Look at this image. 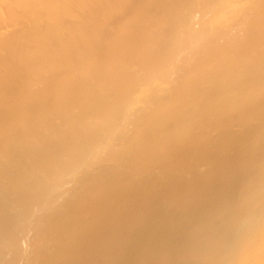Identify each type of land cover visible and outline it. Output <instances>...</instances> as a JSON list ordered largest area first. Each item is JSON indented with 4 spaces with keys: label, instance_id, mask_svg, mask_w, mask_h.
Instances as JSON below:
<instances>
[{
    "label": "bare ground",
    "instance_id": "1",
    "mask_svg": "<svg viewBox=\"0 0 264 264\" xmlns=\"http://www.w3.org/2000/svg\"><path fill=\"white\" fill-rule=\"evenodd\" d=\"M34 1L23 0V3L26 6L34 5L32 4ZM219 1L41 0V5L38 1V3L36 2L40 5L35 9L36 15L34 12V15L31 14L34 18L38 15L41 18L37 17L30 27L25 30L27 33V36H25L26 42H23L25 40L23 39L24 36H21L22 40L19 35L16 36L15 40L8 41L13 38L12 35L6 42L4 41L5 44L8 43L7 47L8 45L12 47L7 48L4 43L3 48L0 46L1 62H3L2 57L5 56L8 59L3 58L4 61H15L18 67V62L21 63L25 60L27 63L28 66L24 63L26 69L22 65L23 68L19 67L18 69V71L22 70V73L26 71L23 75L18 73L16 67H11L12 65L15 66L14 63L11 62V65L9 62V67L5 64L6 62L3 64L2 68L6 66L8 69L11 67L14 71L16 70L18 76L20 75V77L16 75L17 78L11 76L15 73L14 71L11 72L12 74L10 73L11 68L9 72L7 71V74L2 73L6 70H0L2 74L7 75V78L11 76L14 79L12 81L10 78L12 82L7 80L10 84L15 82L19 85L20 83L17 80L20 81V78L23 77L21 78V86L23 85L26 88L24 93L28 92L27 88L30 86H27L26 80L29 78H32L31 81H34L35 78L39 79V81L35 79L38 82L43 80L44 77L41 78L42 72L47 69L49 64V67L52 64L53 67L58 65L59 69L62 68L64 71L66 69L69 76L71 74V77L68 76L69 79L71 78L70 80L68 78L64 80L63 78L67 76L61 75V78L55 76L51 80L45 81V88H41L38 94L35 92L36 97L31 92L34 99L28 101L39 98L36 101L42 104H45L46 98L48 101V93H50L48 90H51V96L52 92L55 91L61 96L60 99L62 98L59 103L57 102L59 96L56 97L58 98L57 101L55 97L49 96L51 100L55 98L57 106L53 104L55 107L52 106L53 108H49L51 110L43 112L42 115L40 109L43 108V105L41 104V107L40 104L38 107L34 106L39 109L41 118L38 121L34 119L36 123L32 121L33 124L27 120L30 123L28 124L25 119H22V121L20 116L17 117L26 108L23 109L22 106L23 110H21L16 107L17 105L14 106L15 108H9L10 99L9 104L6 103L9 96L6 98L7 100L5 97L10 90L8 93L6 92L7 86L4 83L1 87L2 89L5 87L6 90L5 88V91L0 89V92H3L0 95L4 96V99L0 96V104H2L3 109H0V117L2 118V121H0L1 224L4 220L5 222L8 220V225H12V228H14L13 225L17 224L18 220L11 224L8 218L12 215L9 214L10 216H8L7 213H13L12 209L18 207V205L24 204L22 211L26 215L30 211L32 201L29 198L31 197L22 202V198L18 194V198H21L19 201L22 202L19 204V201L12 200V198H16L21 186L23 185V188L26 186L25 182L28 180L32 184L29 183L30 188L37 185L36 189L40 191L45 185L41 180H52L51 178L55 174L59 175V179L63 177L62 179L65 180V178H70V173L73 174L74 170L77 171V166L80 165L79 167L82 168L83 165L86 168V170L83 168L85 171L83 176L78 177L76 181L79 188V191H77L80 193L78 196L81 197L76 195L78 198L75 197V199L77 198V200H74L67 207L69 209L67 215L63 214L64 217L62 215L63 218H59L61 220L49 228V234L58 238L59 249L51 257H45L40 251L38 257H41V259L36 257L37 260H40V264H264V0H261L258 7L255 5L257 8L253 12L254 15L251 18L248 15V19L245 20V24L249 29L248 38L250 39L248 41L244 40L242 42L240 40L237 43L230 41L227 44L225 43L224 46L223 43L222 46L220 45L221 49L217 46L219 48V51H215L217 55L211 52L216 55L212 57L213 59L210 58L212 55L210 57L207 55L208 57H206L210 60L205 63V58H203L205 63L203 66L205 75L203 72L204 77L201 75L203 78L198 73L197 77H201V79L198 78L199 80L195 82H191L189 79L185 81V75L190 71V66L186 65L189 68L187 73H184V75L182 72L181 76L176 75L178 76L177 81L173 79V73L176 72V68L180 67H177V65H182L178 63L179 56L175 53L181 51V49H186L191 57L193 54L196 58V55L204 50L203 47L206 48L207 44L211 42L210 40L220 33V28L225 30V28L230 27L232 28L230 31L233 30L230 24L232 21V18H230L231 13L229 14L218 7L217 3ZM235 1L225 0V5L228 10L233 11V14L237 16H245L250 9L253 11V8H255V6L252 7L253 3L250 4L252 1ZM15 3L21 5L18 1ZM210 4H214L212 6L213 14L209 20L205 21V25L203 24V28L207 27V31L201 29V32L205 30L206 33H203V35L201 33L199 36L193 35L192 37L190 35V33L192 34L190 32L191 27L188 26L191 24L187 26L189 22L181 19L183 15L180 16L179 13V15L176 14L178 16L174 17L171 13L179 5H184V7H187L185 9H188L187 15H190L193 11L195 12L194 9L208 8ZM25 8L27 9L29 6ZM131 10L139 12L138 16L140 18L137 29L134 31V36H137V39L135 38L136 40L132 42V46H129V49L132 48V50L123 54L124 44L117 45L116 43L117 47H110V43L105 41L101 45V48H103L101 49V54H103L102 60L100 59L101 62L97 63L98 59L96 61L92 58L91 63L87 55L89 53L92 55V51L95 52L100 48L98 46L102 40V32L109 25L110 20L113 19L112 21H114L120 14L123 15L124 12H130ZM250 13L252 12L250 11ZM121 15L120 17H123ZM193 16L194 13L191 17ZM151 20H161L162 24L168 27L169 31H167L169 33L166 37L161 35L162 38L165 37L167 45H161L160 50L156 48L158 51L148 57L146 51L151 50L149 49L151 42L146 35L155 34L157 30L153 28L155 32L152 30L150 34L151 27H153H149V21ZM181 20L184 22H180ZM43 21L45 22L44 25ZM185 22L188 23L185 25ZM151 23L153 24V22ZM187 27L190 29V36H187ZM128 30L130 31V29ZM244 32L248 31L244 30ZM156 35L159 34L156 33ZM176 39H179V41ZM28 40L31 41L30 44ZM154 40L157 41V38L154 37ZM54 42H56L55 45H52ZM23 43H26V45ZM63 44H66V49L62 46ZM4 48H6L5 51L8 50L4 53L6 55L2 53ZM247 48L251 52L247 51ZM184 58L187 59L185 56ZM199 58L200 61L202 57ZM185 59L182 56V60ZM93 60L96 64H93ZM188 60L192 62V59L189 58ZM203 62L201 60L199 64ZM49 67L48 69L52 68ZM136 67L138 73H135ZM195 70L193 71L195 72ZM181 71L185 72V69ZM33 73L34 75H32ZM2 74L0 79L1 76L7 79ZM26 76L31 77L24 80ZM62 76L64 77L62 78ZM141 76L143 77L141 78ZM15 79H17V82ZM221 79H226L229 86L219 87L218 83ZM0 81L2 82L3 79ZM42 83L44 84L41 81L39 85ZM11 85H13L11 89L17 87L14 84ZM108 86H113L114 90L109 87L108 92H106ZM204 86L208 89H204ZM213 90L220 92V96H215V99L212 96V100H206L208 102L207 105H204L205 110L200 107L202 109L200 111L197 108L199 112L196 111L197 113L194 112L191 116L189 113L190 106L198 105V99L200 98L205 100L206 96H202V93H209L208 91ZM197 91L199 94L196 93ZM24 101L26 99L22 103H25ZM11 107H13L12 104ZM42 110L46 109L43 108ZM203 112L207 116H204L205 113ZM11 113L12 115H10ZM70 114L73 117H70ZM122 114H124L125 121L122 120L124 119ZM131 114L137 116L135 119L137 123H134L137 124L136 127L138 126V132H135L137 137L134 139L135 141L133 137L136 134L132 136V139L130 138V141H134V144L132 142L130 144L129 139L126 137L128 139L126 146L128 144L133 145L131 149H128L129 154L126 152V155L122 153L119 155V153L110 150V145L113 140L117 141L115 145L112 143L114 146L122 144V140L121 142L118 141L119 137L124 136L123 131L126 128L129 131L128 124L122 122L130 120L126 116L129 117ZM11 116L12 119L10 120L9 117ZM37 116L39 117L38 114ZM95 117L97 118L95 119ZM100 118L102 120L104 118V122H100L99 129L97 127L98 130L91 129L93 119L96 123ZM211 118L216 120L214 122L216 127L214 128L223 131L221 141L219 140L220 143L217 146L204 143L203 132L200 135L201 133L195 134L193 131V128L196 129L194 125L198 121L206 123V120L208 122ZM226 118L229 119L225 120ZM235 119L243 125L249 126L253 123L254 126L248 128L242 136L234 135L233 137L228 133V129H230V123ZM120 124L121 126L122 124L126 125V128L123 125V129ZM208 126L206 132L210 127ZM137 128H135V131H137ZM92 130H95L94 133H91ZM85 131H91L92 135L89 134L86 137L84 135ZM127 132L125 133L127 134ZM208 134H205V136H208ZM123 139L124 142L127 140ZM100 148L118 154L117 156L113 155V157H116L115 159L118 158L117 161H119V156L129 157L131 171L116 173V171L112 172V169H106L101 173L98 172L99 175H93L94 161L96 163L99 160L92 161L89 158H102L103 156H98L101 151ZM113 149L115 150V147ZM98 150L99 152H97ZM107 150H105L106 152L102 150L100 155H103V152L107 155ZM176 152L180 153V156L172 158ZM97 153L98 155H96ZM111 156L112 154L109 157ZM113 157L110 158L112 164H114ZM122 158L123 156L120 159ZM162 160H165V162ZM195 160H210L213 167L210 165L212 169L206 175L194 177L192 179L195 180L194 182L189 179L190 177L187 174L188 180L193 183L182 181L184 180V172L192 167ZM122 161L124 162V160ZM161 161L163 162L162 174L161 176L152 177L153 180L151 181L166 178V180H171V185L163 187V184L161 185L158 181L160 190L154 191L150 187L154 184L148 185L151 188L148 190L146 188L148 179H143L144 176L140 179L137 175L141 171L149 172V168L152 169L151 166H155ZM157 169L160 171L159 168ZM175 170H178L179 173H175ZM67 175L68 177H66ZM141 175L143 174L141 173ZM144 178L148 177L145 176ZM149 178L151 179L150 174ZM54 180L57 181V179ZM128 180H144L147 182L140 181L143 182L142 186L144 185V188H140V182L131 185ZM158 182L156 183L158 184ZM54 187H58V185ZM30 188L28 190H36ZM145 188L147 191L144 190ZM156 188L158 187L156 186ZM32 199L34 200V198ZM36 202L33 201V203ZM49 208L52 207L49 205ZM13 211L17 212L18 210ZM16 219L18 218L16 217ZM9 226L3 227L1 225V228L3 227L1 233L5 232V234H2L5 235V237L2 236L4 239H8L6 233L12 234ZM72 234L79 237V241L75 246H72V243L76 238L73 239V242H70V239L68 240L71 244L67 241V237L72 236ZM2 237L0 236L1 239ZM10 238L12 240L11 235ZM46 238L48 239L49 236ZM5 242L7 243V241ZM41 244V246H44L43 243ZM48 244L50 246V243ZM20 252H22L21 249ZM31 257L33 258L32 255ZM37 260L35 261L38 262Z\"/></svg>",
    "mask_w": 264,
    "mask_h": 264
},
{
    "label": "rangeland",
    "instance_id": "2",
    "mask_svg": "<svg viewBox=\"0 0 264 264\" xmlns=\"http://www.w3.org/2000/svg\"><path fill=\"white\" fill-rule=\"evenodd\" d=\"M16 1H18L21 5H22V3H23V0H0V46L3 48V46H4V41L6 42V40H8L9 38H10V36L12 37V35H13V38H11V39H9L8 41H11V40H15V38H17L18 37V35H19V37H21V36H24L23 37V39H25V40H23L22 39V37H21V39L23 40V42L25 41L26 42V37L25 36H27V33L25 32V30L26 29H28L29 27H30V25H31V23L38 17H40L41 18V16L40 15H38L37 17L35 16V18L33 17V15L35 14L36 15V13H35V9L37 8V6H40L41 4H40V1L39 0H37L38 2H39V4H36V2L34 1V3H32V4H34V5H28L29 6V8H25L24 9V7H28V6H26V5H24V3H23V7L21 6V5H19L18 3H15ZM135 2H136V0H134ZM232 1H235V0H232ZM246 1V0H245ZM248 1H252L250 4H252L253 3V6L252 7H254L255 5L258 7L259 6V4L261 3V0L259 1V0H248ZM259 1V2H258ZM37 2V3H38ZM236 2V1H235ZM258 3V5H257V3ZM17 4V5H16ZM36 4V5H35ZM214 4H210L209 5V7L207 8H204V9H202V8H200L199 10L198 9H194L195 10V12L193 11V13H194V16L193 17H191V15H193V13H191L190 15H187V12H188V9L186 10L185 8H187L186 6L184 7V5H179V7L178 8H176V9H174V11H172L171 13L173 14V16L175 17V16H178L179 15V13H180V16L181 15H183L182 17H181V19H183V20H188V22H189V24H187L188 22H185V25L187 24V26L188 25H190V26H188L189 28L191 27V31H190V29L187 31L186 30V32L188 33L187 34V36L189 35V33L190 32H192V34L190 33V35L193 37V35L194 36H199L201 33H202V35H203V33H206V31H207V27L206 28H203L204 27V25H205V21L206 20H209L210 18H211V16H212V14H213V6ZM217 5H218V7H220V8H222V9H224L226 12H228L231 16H230V18H232L231 20V23H230V21H229V23L231 24V27H233V30L232 31H230L232 28H230V27H228V29L227 28H225V30H222L221 28H220V33H218V35L216 36V37H214V38H212L210 41V43L209 44H207L208 46L205 48V47H203V51H202V49H200L201 51H202V53L198 50V53L200 52V54H198V55H196V58L194 57V55L192 54V57H194V58H192L191 57V54L185 49H181V51H178L177 53H175V54H178V56H179V61H178V63L179 64H182V65H177V67L178 66H180L179 68H176L177 70H176V72H174L173 73V79H175L176 81L178 80V76H176V75H182L181 73L183 72V74L185 73H187V71L189 70V68H190V71L188 72V74H184L186 77L184 78L185 79V81H188V79H189V81H191V82H195V81H197V80H199V79H201V77L203 76V74H204V70H203V66H204V64L205 63H207L210 59L209 58H207L208 56L210 57L211 55V57L210 58H212L213 56H216L217 55V51L216 50H218L219 48H217V46H219L220 47V45L222 46V44H223V46L225 45V43L227 44V43H229L230 41H233V43L235 42V43H237V42H239L240 40H242V42L245 40V41H248L250 38H248L249 37V29L247 28V26H246V24H245V20L246 19H248V17L249 18H251L253 15H254V10L257 8L256 6H255V8H253V11H252V9H250L246 14H245V16L243 15H241V16H237V15H235V14H233V11H231V10H228V7L225 5V0H220L218 3H217ZM10 8V9H9ZM180 8V9H179ZM183 8V9H182ZM182 9V10H181ZM186 11H185V10ZM30 10V11H29ZM32 10H34V11H32ZM177 10H180V11H177ZM196 10H198V11H196ZM14 11V12H13ZM132 11V10H131ZM131 11L130 12H124L123 13V15H121V16H123V17H120V15L119 16H117L115 19H114V21H112V20H110L111 22L109 23V25L107 26V27H105L106 29H104L103 31L105 32H102V40L100 41V43H99V46H98V50L97 51H92L91 53H93L92 55L94 56H92V55H90V53H89V55H87L88 57H89V59H90V61H91V59L92 58H94L96 61H97V59H98V62L97 63H99V61L101 62V60H102V58H103V54H101V52H102V50L101 49H103V48H101V45L105 42V41H108L109 43H110V47H117V45L118 44H124L125 46H124V49H123V54H126V53H129L131 50H132V48L131 49H129L131 46H132V42L133 41H135L136 39H137V36H134V31H136V29H137V24H138V22L140 21V18H139V16H138V14H139V12H137L136 10L135 11H132V13H131ZM185 14H183L182 12ZM250 11L253 13H250ZM33 12H34V14H33ZM133 12H134V14H133ZM136 12H137V14H136ZM11 13V14H10ZM19 13V14H18ZM128 13V14H127ZM171 13H170V15H171ZM175 13V14H174ZM21 14V15H20ZM25 14H27V15H25ZM31 14H33V15H31ZM129 14H130V16H129ZM176 14H178V15H176ZM188 16V18H187V16ZM249 15V16H248ZM4 16V17H3ZM135 16V17H134ZM138 16V17H137ZM172 16V15H171ZM172 16V17H173ZM186 16V17H185ZM238 18H237V17ZM128 17H130V18H128ZM185 17V18H184ZM236 17V18H235ZM234 19V20H233ZM237 19V20H236ZM137 20V21H136ZM183 20H181L180 22H182ZM240 20V21H239ZM96 21V20H95ZM132 21H133V23H132ZM156 21V20H155ZM154 20H151V21H149L148 23H149V27H151V26H153V27H151L150 29H151V31H150V34L152 33V30L154 31V29L156 28L157 30H161L160 32H161V34L159 33V31H157L156 30V32H155V34H153V35H155V36H153L152 34L151 35H146V37H148V40L151 42L150 43V48L149 49H151L149 52H147L146 51V55L149 57L150 55H153V53L155 54L156 53V51H158V50H156V48L157 49H159L160 50V46L162 45V46H165V45H167V41L164 39L165 37H166V35L169 33L168 31V27L166 26H164L165 24H162V21L160 20V21H156L155 22ZM204 21V22H203ZM118 22V23H117ZM137 22V23H136ZM151 22H153V24L151 23ZM158 22H160L161 24H159ZM184 22V21H183ZM182 22V23H183ZM203 22V23H202ZM43 23V25H44V21L42 22ZM136 23V24H135ZM157 23V24H156ZM235 23V24H234ZM123 24V25H122ZM193 24H194V26H193ZM204 24V25H203ZM242 24V25H241ZM183 25V24H182ZM235 25V26H234ZM45 26H46V24H45ZM122 26V27H121ZM157 26V27H156ZM159 26V27H158ZM193 26V27H192ZM238 26V27H237ZM111 27V28H110ZM161 27H163V28H161ZM235 27V28H234ZM243 27V28H242ZM132 28V29H131ZM154 28V29H153ZM230 28V29H229ZM128 29H130V31L128 30ZM162 29H163V31H162ZM201 29H206V31L205 30H202L203 32H201ZM168 30V31H167ZM197 32H196V31ZM244 30L245 31H248V32H244ZM108 31V32H107ZM125 31V32H124ZM166 31V32H165ZM190 31V32H189ZM205 31V32H204ZM227 31V32H226ZM24 32V33H23ZM123 32V33H122ZM195 32V33H194ZM244 32V33H243ZM22 33H23V35H22ZM26 33V35H24ZM113 34V36H112V34ZM118 33V34H117ZM156 33L157 34H159V35H156ZM165 34V35H163V34ZM125 34V35H124ZM104 35V36H103ZM129 35V36H128ZM161 35L162 36H165V37H161ZM186 35V34H185ZM189 35V36H190ZM239 35V36H238ZM247 35V36H246ZM4 36V37H3ZM17 36V37H16ZM125 36V37H124ZM161 37V39H160V37ZM30 37V36H29ZM29 37H27L28 39H29ZM118 37V38H117ZM132 37V38H131ZM150 37H152L151 39H150ZM154 37L155 38H157V41H155L154 40ZM184 37V36H183ZM200 37H202V36H200ZM238 37V38H237ZM241 37H243V38H240ZM30 38H32V37H30ZM122 38V39H121ZM136 38V39H135ZM160 40H159V39ZM235 38V39H234ZM103 39H105V40H103ZM131 39V41H129ZM134 39V40H133ZM162 39H164L163 41H161ZM235 41H234V40ZM239 39V40H238ZM154 40V41H153ZM177 41H179V39H176ZM28 41H30V40H28ZM119 41V42H118ZM163 43H161V42ZM131 42V43H130ZM4 43V44H3ZM29 44L31 43V41L30 42H28ZM27 43V44H28ZM55 43L56 42H54V43H52V45H55ZM116 43H117V45H116ZM154 43H155V45H154ZM161 43V44H160ZM166 43V44H165ZM232 43V42H231ZM8 44V43H7ZM7 44H5V47H7L6 45ZM24 44V43H23ZM47 44H48V42H47ZM60 44V42L58 43V45ZM129 44V45H128ZM158 44H160V45H158ZM24 45H26V43L24 44ZM51 45V44H50ZM131 45V46H130ZM10 45H8V47H9ZM65 49H66V44L64 45H62ZM130 46V47H129ZM152 46V47H151ZM153 46H154V49H153ZM7 47V48H8ZM10 47H12V46H10ZM9 47V48H10ZM126 47V48H125ZM1 48V49H2ZM217 48V49H216ZM246 48V47H245ZM64 49V50H65ZM215 49V50H214ZM220 49H221V47H220ZM3 50V49H2ZM6 50V48H4V52H2L3 54L5 53V52H7V51H5ZM130 50V51H129ZM216 51V52H215ZM219 51V50H218ZM247 51H249V52H251V50L249 49L248 50V48H247ZM150 52H151V54H150ZM183 52V53H182ZM189 53V55H187L188 53ZM216 53V55H214V54H212V53ZM186 53V54H185ZM219 53V52H218ZM181 54H182V56H183V59H185L184 58V56L187 58V59H185L184 61L182 60V56H181ZM184 54V55H183ZM197 54V53H196ZM210 54V55H209ZM4 55H6V54H4ZM3 55V56H4ZM98 55V56H97ZM208 55V56H207ZM90 56H92V57H90ZM146 56V57H147ZM188 56V57H187ZM197 56H198V58H197ZM205 56V57H204ZM207 56V57H206ZM199 57H202V62H203V58H207L206 60L204 59V61H205V63L203 62V63H201V64H199V62H201V60L199 61ZM6 58L5 56L4 57H2V60H3V62H1L0 61V70H6L5 72H2V71H0V73L2 72V73H5V74H7V71L9 72V69L11 68V67H16L15 69L18 71V69H19V67L20 68H25L26 66L25 65H27V63L25 62V60H23V62H21V63H19L18 62V64H19V67H18V65H17V63H15V61L14 62H12V61H9L10 63L12 62V63H14L15 64V66L14 65H12V63H11V67L8 69V64H9V62L8 61H4V59ZM192 59L191 61L192 62H190V60H188V59ZM6 59H8V57L6 58ZM5 59V60H6ZM101 59V60H100ZM193 59H195V60H193ZM213 59V58H212ZM9 60H10V58H9ZM20 60V59H19ZM6 62V63H5ZM8 62V63H7ZM189 62H190V64H189ZM7 64V66L8 67H4V68H2V66H4L3 64ZM24 63H26L25 65H24ZM49 63V62H48ZM48 63H45L46 65L48 64ZM91 63H92V61H91ZM183 63H185L184 65H185V67H184V65H183ZM2 64V65H1ZM29 64V63H28ZM93 64H96V62L93 60ZM10 65V64H9ZM17 65V66H16ZM23 67H22V66ZM50 65V64H49ZM49 65H48V67H49ZM53 65V64H52ZM50 66V67H52V68H50V69H48V67H47V69L44 71V72H42L43 74H45V75H43L42 73V76H41V78L42 77H44V78H42L43 80H41L42 82H44V86L42 85V84H40V85H42L41 87H40V85H39V83H41V81L40 82H38L39 81V79H36V80H38V81H36L35 79H34V81H33V83H32V81H31V79L32 78H29L28 79V77H31L32 75H34V73L31 75V76H26V77H24L25 79L24 80H26V79H28L29 80V82H28V80H26L25 82L27 83V86H29V88H27V91L29 92H26V93H24V90L26 89V88H24L23 87V85L21 86V84H22V80H21V78H23V77H21L20 78V81H19V79L17 80V79H15V81L17 80L20 84V86L18 85V83H15V82H13V83H11V84H14L15 86H17V87H14L13 89H11L12 88V86L13 85H11L10 84V82H12L14 79L13 78H11V76L12 77H16L17 78V76H18V74L12 69L11 71H10V73L12 72V71H14L15 73H8L9 75H11L10 76V78H11V80H10V78H7V75H4V74H2V75H4V77L5 78H7V79H4V78H2V76H1V79L0 80H2L3 79V81L1 82L0 81V89L3 91L4 90V88L2 89V87H1V85L4 83V85L5 86H7L6 88H7V93H8V91H9V93L7 94V96H6V94H5V92H4V94H5V99L8 97V102H6L7 104H9V99H10V106H9V108H15L14 106H16L18 109H21V110H23V109H25V113L23 112L22 114H18V116L17 117H21V120L23 119H25L26 121L28 120L30 123H32V121H35L34 119H37V121H38V119L39 118H41V116H40V114H39V112L41 111V115L43 114V112H45V111H48V110H51V109H49V108H53L52 106H57L56 104H57V102H59L61 99H60V95H58L55 91L54 92H52L53 94H52V96L53 97H58V98H56V101H57V99H58V101L56 102L55 101V98H53L52 100L50 99V97H52L51 96V90H48L50 93H48V91H47V93L49 94L48 95V101H47V98H46V101H45V104H42V103H40V102H37L38 101V99H35L34 101H28V100H33L34 98H33V96L35 95V97L37 96L36 95V93L35 92H37V94L39 93L38 91H41V88H45V81L47 82V80H51L53 77H60L61 75H64V76H67V77H64V76H62V78L65 80V79H67L68 78V76H69V74H68V72H66V69H65V71H64V69H59L60 67L58 66V65H55V67H53V66ZM189 67H187V66ZM199 65H200V67H199ZM28 66V65H27ZM59 68H58V67ZM61 66V65H60ZM63 68H65L64 66H62ZM7 68V69H6ZM27 68V67H26ZM25 68V69H26ZM56 68V69H55ZM137 68V67H136ZM202 68V69H201ZM184 70L185 69V72L184 71H181V70ZM196 69V70H195ZM193 70H195V72L193 71ZM200 70V71H199ZM19 71H21V72H19ZM18 71V73H20V75H21V73H22V70H19ZM24 72H26V71H23V73ZM29 72V71H28ZM64 72V73H63ZM177 72H180L179 74L177 73ZM192 72H194V73H192ZM202 72H203V74H202ZM23 73H22V75H23ZM50 73V74H49ZM135 73H138V68L137 69H135ZM191 73H192V75H191ZM198 73H199V75L201 76V77H197V75H198ZM0 74V75H1ZM15 74V75H14ZM25 74V73H24ZM60 74V75H59ZM193 74H195V75H193ZM8 75V76H9ZM14 75V76H13ZM17 75V76H16ZM20 75L18 76V77H20ZM27 75H29V73H27ZM191 75V76H190ZM205 75V74H204ZM25 76V75H24ZM193 76V77H192ZM35 77V76H34ZM69 77H71V74H70V76ZM143 76H141V78H142ZM182 77H184V76H182ZM204 77V76H203ZM202 77V78H203ZM38 78V77H37ZM61 78V77H60ZM139 78V77H138ZM199 78V79H198ZM71 79V78H70ZM69 78H68V80H70ZM7 80H10V82L9 81H7ZM223 80V81H222ZM16 81V82H17ZM176 81H174V82H176ZM7 84H6V83ZM24 82V83H25ZM31 82V83H30ZM222 82V84H223V82H225L223 85L221 84L220 85V83ZM9 83V84H8ZM38 85H37V84ZM226 84V85H225ZM9 85H10V87H9ZM225 85V86H224ZM19 86V87H18ZM36 86H37V88H36ZM218 86L219 87H227V86H229L228 85V81L226 82V79H221V81L218 83ZM21 87H23L22 89H21ZM33 87V88H32ZM109 87H113V86H108L107 87V90H106V92H108V88ZM6 88H5V90H6ZM46 88H47V86H46ZM111 88L109 89V91L111 90ZM204 89L206 88L205 86L203 87ZM29 89V90H28ZM33 89V90H32ZM206 89H208V88H206ZM4 90V91H5ZM112 90H114L113 88H112ZM26 91V90H25ZM31 92L34 94L33 96L31 95ZM105 92V93H106ZM209 93H206V92H204V93H202L203 95L202 96H206V98H205V100H203L202 98H200V99H198V102H199V104L197 105H191L190 106V108L191 109H189V113H190V115L191 116H193V113L195 112V114L197 113L196 111H198V110H202V109H204L205 110V108L206 107H204V105L206 104L207 105V102L208 101H210V100H212V96H213V99H215V96H217V97H219L220 96V92H218L217 90H213V91H208ZM0 93H3V92H0ZM23 93V94H22ZM28 93V94H27ZM196 93H198V91L196 92ZM30 94V95H29ZM199 94V93H198ZM213 94V95H212ZM219 94V95H218ZM24 95H26V96H24ZM47 95V94H46ZM1 97H2V95H0ZM50 96V97H49ZM4 97V96H3ZM2 97V98H3ZM25 97V99H26V101H24L25 103H27V104H25V103H22L23 102V100H25V99H23ZM4 99V98H3ZM2 99V100H3ZM19 99V100H18ZM7 100V99H6ZM12 100V101H11ZM37 100V101H36ZM199 100H202V101H199ZM206 100H208V101H206ZM28 102H31V103H28ZM37 102V103H36ZM56 102V103H55ZM197 102V103H198ZM203 102V103H202ZM5 103V104H6ZM35 103V104H34ZM60 103V102H59ZM200 103H201V105H200ZM6 104V105H7ZM11 104H12V106L13 107H11ZM18 104H20V105H18ZM22 104V105H21ZM37 104V105H36ZM39 104H40V107H41V104L43 105V108L44 109H46V110H42L43 108H41L40 109V111H39V109H36L34 106H36V107H38L39 106ZM54 104V105H53ZM1 105L2 104H0V109L1 110H3L2 109V107H1ZM8 106V105H7ZM24 108H23V107ZM46 106H48V107H46ZM54 106V107H55ZM200 107L202 108V109H200ZM23 108V109H22ZM196 108V109H195ZM197 108H198V110H197ZM6 109H8V108H6ZM12 110V109H11ZM32 110V111H31ZM194 110V111H193ZM14 111V110H13ZM13 111H12V113H13ZM190 111H192V112H190ZM2 112V111H1ZM30 112H32L31 114H30ZM37 112V113H36ZM199 112V111H198ZM12 113L10 114V115H12ZM203 113H205V112H203ZM1 114V113H0ZM14 114V113H13ZM26 114V115H25ZM36 114V115H35ZM37 114L39 115V117L37 116ZM9 115V116H10ZM63 115H65V114H63ZM71 115V116H70ZM70 115H68V116H70V117H73V115L72 114H70ZM129 115V114H128ZM2 116V115H1ZM25 116V117H24ZM35 116V117H34ZM124 116V114H122V118H124L123 117ZM126 116V115H125ZM131 116H132V118H131ZM204 116H207V114L205 113V115ZM232 116V115H231ZM234 116V115H233ZM14 117V116H13ZM62 117V116H61ZM97 117H99V116H97ZM97 117H95V119L97 118ZM137 117V116H136ZM136 117H135V115L133 114H131L129 117H127L126 116V118L128 119V118H130V120H126V122H124L125 121V118L124 119H122V120H124L123 122H122V120H121V122L122 123H125L126 125H127V127L129 128V131H128V129L126 128V125H124V124H122V126L124 125L125 126V130H127V131H123L124 132V136L123 137H119V139L118 138H115V139H118V141L120 140V142H121V140H122V144L120 143V142H118V143H120L122 146H123V148H122V146L121 145H116V146H114L116 143L115 142H117L116 140L114 141L113 140V142H111V145H110V147H111V151H114L115 153H119V155H120V153H122V154H125L126 155V152H127V154H129V150L128 149H131V147H132V145L134 144L133 142L135 141L134 139L137 137V134L135 133V132H138V126L136 127V125L134 124V123H137V121L135 120L136 119ZM33 118V119H32ZM9 119L11 120L12 119V116L11 117H9ZM101 119V120H100ZM99 120H97L96 121V123L94 122L95 120L93 119V122L95 123H93L92 122V124H91V126L93 127H90L91 129H99V127H98V125H100V122H102L103 120H104V118H103V120H102V118H100ZM132 119V120H131ZM207 119H209V118H207ZM229 118H226L225 120H228ZM22 120V121H23ZM40 120V119H39ZM0 121H2V118L0 117ZM25 121V122H26ZM27 121V122H28ZM128 121V122H127ZM131 122V124H130V122ZM133 121V122H132ZM28 122V124H30ZM104 122V121H103ZM120 122V123H121ZM209 122V123H208ZM207 122V120H206V123L204 122H201L200 123V121H198V123L196 124V125H194V127L196 128V129H194L193 128V131H194V133L195 134H200V135H202V132H203V142L204 143H208V144H210L211 146H217L219 143H220V141H221V137H222V134H223V131H219L220 129L219 128H214V127H216L215 126V123L214 122H216V120L215 119H213V118H211L209 121ZM212 122V123H211ZM35 123H36V121H35ZM35 123H34V125H35ZM212 125H211V124ZM239 121H237L236 119L233 121V122H231L230 123V129H228V133L231 135V136H233L234 137V135L235 136H237V135H240V136H242V134H244L247 130H248V128H251V127H253L254 125H253V123L252 124H248L249 126H246V125H243V123H240ZM33 124V123H32ZM202 124H205V125H202ZM255 124V123H254ZM94 125V126H93ZM130 125V126H129ZM133 125H135V126H133ZM202 125V126H201ZM207 125H209L208 127H209V129H208V131L206 132V127H207ZM101 126V125H100ZM120 126H121V124H120ZM121 126V127H122ZM123 126V127H124ZM200 126V127H199ZM213 126V127H212ZM97 127V128H96ZM122 127V128H123ZM137 128V131H135V128ZM193 127V126H192ZM201 127H203V128H201ZM205 127V128H204ZM233 127H235V128H233ZM238 127V128H237ZM246 129H245V128ZM90 129V130H91ZM97 129V130H98ZM124 129V128H123ZM237 129V130H236ZM239 129V130H238ZM96 130V131H97ZM196 130L198 131L197 133H196ZM202 130V131H201ZM215 130V131H214ZM93 131V130H92ZM95 131V130H94ZM94 131L93 132H91V133H94ZM241 131V132H240ZM243 131V132H242ZM90 132H88V131H85L84 132V135L87 137L89 134H91ZM125 132H127V134L125 133ZM208 132H209V134H208ZM207 135L208 134V136H205V134ZM219 133V134H218ZM136 134V135H135ZM213 134V135H212ZM92 135V134H91ZM127 135V136H126ZM135 135V137H133V142L132 141H130L131 139H132V136H134ZM221 135V136H220ZM210 136V137H209ZM129 139V141H128V139ZM206 137H208V138H206ZM123 138H125V139H127L125 142H124V139ZM131 138V139H130ZM211 140V141H210ZM214 140H216L215 142H213ZM220 140V141H219ZM130 143V142H132L133 144L132 145H127L126 146V143H128V142ZM210 141V142H209ZM219 141V142H218ZM112 143H114V145L112 144ZM125 144V145H124ZM131 144V143H130ZM112 146H114L115 147V150L113 149L112 150V148H114V147H112ZM100 152H101V154H102V150H104V152H106L105 150H107V149H104V148H100ZM110 150H107V155H106V153L104 154V152H103V155H100V152H99V150L97 151V152H99V155H98V153L96 154V155H98L99 157L100 156H103L102 158L100 157V159L97 157L96 159L95 158H89L90 160L92 159V161H94V160H99V161H97L96 163H98V164H96L95 163V161H94V166H93V170L96 172H94L93 170H92V173H93V175H99V173H101V172H103L104 170H106V169H112V172H115L116 171V173L117 172H127V171H131V169H130V166H131V162H130V160H129V157H125L124 155H122L123 156V158L122 159H120L122 156H119V161H117V159H115L116 157H113V155H116L115 153H111L110 152ZM122 151V152H121ZM111 153L112 154V156L111 157H113V161H114V164H112V158L111 157H109L111 154H109V153ZM105 155V156H104ZM118 155V154H117ZM116 155V156H117ZM177 155V156H176ZM108 156V157H107ZM178 158L179 156H180V153H178V152H176V154H173V156H172V158ZM125 157V158H124ZM111 158V159H110ZM107 159H109V160H107ZM116 160V162H115V160ZM166 159V158H165ZM170 159V158H169ZM111 160V161H110ZM122 160H124V162L122 161ZM126 160V161H125ZM103 161V162H102ZM110 161V162H109ZM129 161V162H128ZM163 161V160H162ZM161 161V163H157V164H155V166L153 165V166H151V168L152 169H150L149 168V172L147 171L146 173L145 172H142L141 171V173L143 174V175H141V173H138V175H137V177L138 178H142L143 176L145 177H148V178H144L143 177V179H148L147 181H144V180H138V181H135V180H128V182L131 184V185H133V184H137L136 182H140V181H143V182H147L146 183V188H148V190L149 189H151V188H149V186L148 185H153L154 184V186H150V187H152V189L155 191H157L159 188H160V183H161V185L164 187L165 185H171V180H166V178L164 179V180H155L156 182H158V184L155 182V181H151V180H153V178L154 177H157V176H161V174H162V163L163 162H165V160L162 162ZM121 162V163H120ZM126 162V163H125ZM201 162V163H200ZM204 162H206V163H204ZM108 163V164H107ZM116 163H118V164H116ZM96 164V165H95ZM111 164V165H110ZM209 166H208V165ZM99 165V166H98ZM157 165V166H156ZM160 165V166H159ZM210 165H212V167H213V163H212V161H210V160H207V161H205V160H195L194 161V163L192 164V167H190L189 169H187V171H185L184 172V174H183V178H184V180H182V181H185V182H187V181H189V183H193L195 180H192L194 177L196 178V176L198 175V177L200 176H204V175H206L209 171H210V169H212V167L210 168ZM80 166V165H79ZM79 166H77L76 168H78L77 169V171L76 170H74L73 171V174H71L70 173V178H65V180L64 179H59V175H57V174H55L54 176H53V178H51L52 180H41V182H43L45 185H43L44 187H42V189L40 190V191H38L37 189H36V186L34 187V186H32V187H34V188H30L31 187V183H30V181L27 183V182H25V185L26 186H24V188L21 186V188L19 189V191L17 192V194H16V198L18 199H16V198H12V200L13 201H16V202H18L19 200H21V198H22V202H23V200H26L28 197H31V198H29V200L31 199V206H30V211L27 213V215H26V213L24 212V211H22V208H24V204H22V205H18V207L16 206L15 208H13L12 209V212L13 213H7V215L8 216H10V215H12V216H10L11 217V219H10V217L8 218L9 219V221H10V223L11 224H14L17 220H18V222H17V224L15 223L14 225H13V227L14 228H12V225L11 226H9L8 225V220H7V222H5V220H4V222L1 224V222H0V233L1 232H3L2 231V228L3 227H5V226H9V227H11V232H12V234H9V233H6L7 235H6V237H8V239L6 240V239H4L3 237H5V235L3 236L2 234H5V232L4 233H1V237H2V239L0 238V251H2V252H0V255H1V259H0V263L1 264H9L10 262L12 263V264H36V263H38V264H40V260L39 259H41V257H38V256H40V251H42V253L41 254H44L45 255V257H51L52 255H54V253H56L57 251H58V249H59V241H58V238L57 237H55L54 235H50L49 233V228L50 227H52L53 225H55V224H57L58 222H59V220H61L63 217H64V215H67V213L69 212L68 210V206L74 201V200H77V198L78 197H81V196H78V195H80V193L78 192L79 191V188H78V185H77V180H78V177L80 178L81 177V175L83 176V172H85L84 171V169L86 170V168H84L83 167V165H82V168L81 167H79ZM107 166V167H106ZM112 166V167H111ZM41 167H43V166H41ZM86 167V166H85ZM195 167V168H194ZM44 168V167H43ZM79 168H81L80 170H79ZM84 168V169H83ZM97 168H98V170H97ZM102 170H101V169ZM157 168H159V170L160 171H158V169ZM155 169H157V170H155ZM190 169H191V171H190ZM194 169H195V172H194ZM176 171V172H175ZM174 172L175 173H179V171L178 170H175ZM75 172V173H74ZM82 172V173H81ZM99 172V173H98ZM190 172V173H189ZM192 172H193V175H192ZM91 173V174H92ZM150 174V176H151V179L149 178V174ZM152 173V174H151ZM155 173V174H154ZM199 173V174H198ZM145 174H147V175H145ZM189 175V179L191 180V181H193V182H191L190 180H188V175ZM202 174V175H201ZM204 174V175H203ZM69 175V174H68ZM68 175L66 176V177H68ZM193 176V177H192ZM73 177V178H72ZM153 177V178H152ZM192 177V178H191ZM72 178V179H71ZM54 179H57V181L56 180H54ZM59 179V180H58ZM70 179V180H69ZM75 183H74V182ZM169 181H170V183H169ZM59 182V183H58ZM142 182V183H143ZM154 182V183H153ZM168 182V183H167ZM28 185H27V184ZM29 183L31 184V185H29ZM55 183V184H54ZM61 183V184H60ZM142 183L140 182L139 183V185H140V188H144L143 186H142ZM165 183H167V184H165ZM145 184V183H144ZM56 186V185H58V187H54V186ZM74 185V186H73ZM30 189H36V190H28L29 188ZM46 186V187H45ZM156 186L158 187V188H156ZM162 186H161V188H162ZM50 187V188H49ZM154 187H155V189H154ZM27 190H26V189ZM47 188H49V189H47ZM55 188H57L58 190H56ZM144 189L145 191H147V189ZM21 189H23V190H21ZM46 189V190H45ZM61 190V191H60ZM67 190V191H66ZM78 190V191H77ZM160 190V189H159ZM22 191V192H21ZM27 191V192H26ZM32 191V192H31ZM37 193H36V192ZM50 191V192H49ZM65 191V192H64ZM77 191V192H76ZM141 191H143V190H141ZM26 194H25V193ZM64 193V195H63V193ZM21 193V194H20ZM24 193V194H23ZM35 193V194H34ZM51 193H53L54 195H52ZM62 193V194H61ZM20 196H19V195ZM30 196H29V195ZM33 194V195H32ZM50 194H51V196H50ZM62 195H63V197H62ZM78 197H77V196ZM18 196L19 197H21V198H18ZM26 196V197H25ZM36 196V197H35ZM42 197H45V198H42ZM47 197V198H46ZM48 197H49V199H48ZM58 197V198H57ZM75 197H77L76 199H75ZM23 198H25V199H23ZM32 198H34V200L32 199ZM59 198H61V199H59ZM16 199V200H15ZM43 199V200H42ZM50 199H51V201H50ZM68 199V200H67ZM80 199V198H79ZM39 200V201H38ZM42 200V201H41ZM33 201L34 202H36V201H38V202H36V203H33ZM55 203H54V202ZM21 201H19L18 202V204L19 203H22ZM40 202H41V204H40ZM45 202V203H44ZM47 202H48V204H47ZM52 204H51V203ZM54 203V204H53ZM34 204V205H33ZM37 204V205H36ZM47 204V205H46ZM67 204V205H66ZM36 205V206H35ZM49 205H50V207H52V208H49ZM53 205V206H52ZM21 206V207H20ZM43 206V208H41ZM46 206V207H45ZM62 206V207H61ZM55 207V208H54ZM45 208H47V209H45ZM54 208V209H53ZM18 210L17 212L16 211H13V210ZM31 209H32V211H31ZM24 210V209H23ZM38 211V212H37ZM43 211V212H42ZM54 211V212H53ZM64 211V212H63ZM10 214V215H9ZM23 214V215H22ZM64 214V215H63ZM52 215V216H51ZM62 215H63V217H62ZM15 216V217H14ZM38 216V217H37ZM1 217V216H0ZM16 217L18 218V219H16ZM46 217V218H45ZM59 218H61V219H59ZM12 219H14V220H12ZM28 219V220H27ZM33 219V220H32ZM16 220V221H15ZM14 221V222H13ZM3 224H7V225H3ZM1 225L3 226L2 228H1ZM13 229H14V232H13ZM46 231V232H45ZM44 233H46V234H44ZM9 234V235H8ZM14 234V235H13ZM18 234V235H17ZM10 235L12 236V240H11V238H10ZM14 236V237H13ZM45 238V240H44V238ZM49 236V238L47 239L46 237H48ZM50 237H51V239H50ZM54 237V238H53ZM68 237H71V238H68ZM67 237V241L69 240L70 242H73V239L74 238H76V242L74 241L73 243H72V246H75L76 245V243L79 241V237L78 236H76V235H73L72 234V236L71 235H69ZM39 238H41V239H38ZM52 238H53V240H56V241H53L52 240ZM78 238V239H77ZM9 239H10V241H9ZM50 239V240H49ZM42 240H44V241H42ZM5 241H7V243L5 242ZM13 241H15L14 243L16 244H14L13 243ZM40 241V242H39ZM68 241V242H69ZM4 242V243H3ZM46 242H48V243H50V246H49V244L48 243H46ZM58 242V243H57ZM69 242V243H70ZM3 243V244H2ZM13 243V244H12ZM29 243V244H28ZM41 243H43V245L45 246V248H43L44 246H41L42 244ZM55 243H56V245H55ZM75 243V244H74ZM40 244V245H39ZM58 244V245H57ZM71 244V243H70ZM51 245H53V247H51ZM37 246V247H36ZM55 246V247H54ZM58 248H57V247ZM42 247V248H41ZM3 248V249H2ZM48 250H47V249ZM20 249H21V251L22 252H20ZM31 249V250H30ZM33 249V250H32ZM41 249V250H40ZM43 249V250H42ZM50 249V250H49ZM56 249V250H55ZM7 250V251H6ZM37 251H39V252H37ZM47 251V252H46ZM52 251H53V253H52ZM19 252V253H18ZM21 253H25L24 255L23 254H21ZM27 253V254H26ZM31 253V254H30ZM47 253V254H46ZM13 255V256H12ZM31 255L33 256V258L31 257ZM22 256H24V257H22ZM27 256V257H26ZM39 258L38 260H37V258ZM29 259H30V261H29ZM34 260V261H33ZM35 260H37L38 262H36ZM4 261V262H3ZM9 261V262H8ZM20 262V263H19ZM27 262V263H26ZM35 262V263H34ZM10 263V264H11Z\"/></svg>",
    "mask_w": 264,
    "mask_h": 264
}]
</instances>
